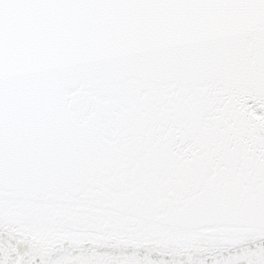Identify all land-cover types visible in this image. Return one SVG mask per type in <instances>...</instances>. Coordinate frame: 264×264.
Segmentation results:
<instances>
[{
  "label": "snow or ice",
  "instance_id": "snow-or-ice-1",
  "mask_svg": "<svg viewBox=\"0 0 264 264\" xmlns=\"http://www.w3.org/2000/svg\"><path fill=\"white\" fill-rule=\"evenodd\" d=\"M0 264H264V0H0Z\"/></svg>",
  "mask_w": 264,
  "mask_h": 264
}]
</instances>
